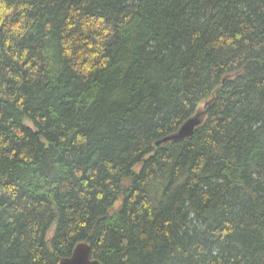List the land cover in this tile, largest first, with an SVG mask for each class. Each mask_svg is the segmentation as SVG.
<instances>
[{"label": "trees", "instance_id": "obj_1", "mask_svg": "<svg viewBox=\"0 0 264 264\" xmlns=\"http://www.w3.org/2000/svg\"><path fill=\"white\" fill-rule=\"evenodd\" d=\"M80 242L264 264V0H0V264Z\"/></svg>", "mask_w": 264, "mask_h": 264}, {"label": "water", "instance_id": "obj_2", "mask_svg": "<svg viewBox=\"0 0 264 264\" xmlns=\"http://www.w3.org/2000/svg\"><path fill=\"white\" fill-rule=\"evenodd\" d=\"M203 114L204 113L202 111L196 112L193 116L189 117L176 132L161 138L156 142V144L190 137L193 134L194 129L202 122ZM58 264L103 263L96 258H91L89 245L85 242H80L74 247L72 253L69 256L62 258Z\"/></svg>", "mask_w": 264, "mask_h": 264}, {"label": "rangeland", "instance_id": "obj_3", "mask_svg": "<svg viewBox=\"0 0 264 264\" xmlns=\"http://www.w3.org/2000/svg\"><path fill=\"white\" fill-rule=\"evenodd\" d=\"M203 108H204V105L203 104H201L200 106H199V110L200 111H202L203 110ZM117 205V204H116ZM49 236H50V233H49Z\"/></svg>", "mask_w": 264, "mask_h": 264}]
</instances>
